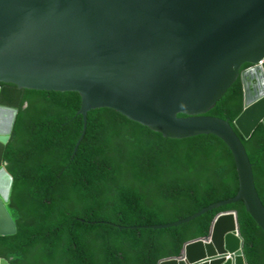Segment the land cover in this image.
I'll return each instance as SVG.
<instances>
[{"label":"water","instance_id":"95a60500","mask_svg":"<svg viewBox=\"0 0 264 264\" xmlns=\"http://www.w3.org/2000/svg\"><path fill=\"white\" fill-rule=\"evenodd\" d=\"M237 78L243 103L233 125L248 139L264 127V0H0V82L79 92L84 124L74 153L89 111L99 107L164 137L213 135L231 151L239 183L234 197L143 228L177 227L242 201L264 231L246 150L227 120L206 115ZM17 114V107L0 103V235L17 231L7 205L14 178L4 161ZM0 264L13 263L0 256ZM158 264H248L236 213H219L207 236Z\"/></svg>","mask_w":264,"mask_h":264},{"label":"trees","instance_id":"16d2710c","mask_svg":"<svg viewBox=\"0 0 264 264\" xmlns=\"http://www.w3.org/2000/svg\"><path fill=\"white\" fill-rule=\"evenodd\" d=\"M0 85V103L18 108L4 154L14 178L7 205L17 213V231L0 235V256L13 264H158L207 236L219 213L234 211L247 263L264 264V231L242 201L177 227L143 228L236 195L234 159L219 138L164 137L99 107L89 111L74 153L84 124L79 92ZM242 103L237 78L206 115L227 120L236 132L264 204V127L259 124L248 139L241 136L233 120Z\"/></svg>","mask_w":264,"mask_h":264},{"label":"rangeland","instance_id":"374dc122","mask_svg":"<svg viewBox=\"0 0 264 264\" xmlns=\"http://www.w3.org/2000/svg\"><path fill=\"white\" fill-rule=\"evenodd\" d=\"M10 212H11V214H12V216L14 217H16L17 216V213L14 211V210H10Z\"/></svg>","mask_w":264,"mask_h":264},{"label":"bare ground","instance_id":"6f19581e","mask_svg":"<svg viewBox=\"0 0 264 264\" xmlns=\"http://www.w3.org/2000/svg\"><path fill=\"white\" fill-rule=\"evenodd\" d=\"M4 135L0 134V139L3 138ZM4 140V139H3ZM4 164V163H3ZM1 167V166H0ZM231 242L233 243V239L231 238Z\"/></svg>","mask_w":264,"mask_h":264},{"label":"built area","instance_id":"2783aa9c","mask_svg":"<svg viewBox=\"0 0 264 264\" xmlns=\"http://www.w3.org/2000/svg\"><path fill=\"white\" fill-rule=\"evenodd\" d=\"M0 89H1V85H0Z\"/></svg>","mask_w":264,"mask_h":264}]
</instances>
